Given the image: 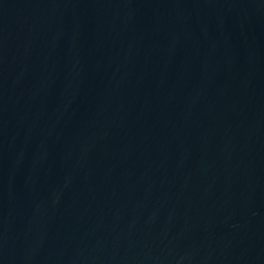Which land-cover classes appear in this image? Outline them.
Wrapping results in <instances>:
<instances>
[{
	"label": "water",
	"instance_id": "95a60500",
	"mask_svg": "<svg viewBox=\"0 0 264 264\" xmlns=\"http://www.w3.org/2000/svg\"><path fill=\"white\" fill-rule=\"evenodd\" d=\"M0 264H264V0H0Z\"/></svg>",
	"mask_w": 264,
	"mask_h": 264
}]
</instances>
